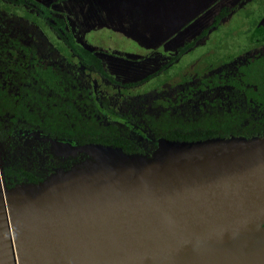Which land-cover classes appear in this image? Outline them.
<instances>
[{"label":"water","instance_id":"1","mask_svg":"<svg viewBox=\"0 0 264 264\" xmlns=\"http://www.w3.org/2000/svg\"><path fill=\"white\" fill-rule=\"evenodd\" d=\"M42 140L86 157L8 185L0 148V264H264V135Z\"/></svg>","mask_w":264,"mask_h":264},{"label":"trees","instance_id":"2","mask_svg":"<svg viewBox=\"0 0 264 264\" xmlns=\"http://www.w3.org/2000/svg\"><path fill=\"white\" fill-rule=\"evenodd\" d=\"M54 4L43 0H0V146L3 155L7 152L10 157L4 167L6 180L37 181L47 170L56 169L64 161L67 168L86 157L80 152L64 159L52 151L48 141L26 138L19 133L22 129L41 130L46 135L77 144L93 141L137 153L152 152L159 137L192 140L264 135V117L238 119L230 115L232 110L227 112V105L220 97L226 88L225 78H256V98H262L264 52L256 55V61L243 63L232 73L228 70L229 76L226 75L228 66L211 70L207 65H200L195 74L190 71L192 76L196 75L195 79L202 80L196 92L192 86L182 85L172 98L168 89L141 92L135 87L114 88L97 95L93 91L97 87L83 85L80 100L75 91L77 84L71 86L66 81L95 79L93 70L104 74V69L99 58L79 38L76 40L68 16L55 14ZM187 17H174L171 29ZM49 30L60 35L65 49L66 44L69 46L70 57L63 54L64 48L53 43ZM205 87L212 89V95ZM256 106L264 111V101L257 100ZM203 107L214 112L223 108L228 117L225 120L219 116L201 118L199 112ZM169 119H180L182 123L175 125L171 121L169 125ZM35 144L44 148L46 158L41 160L38 154L41 147L36 148ZM29 165L34 172L25 168Z\"/></svg>","mask_w":264,"mask_h":264},{"label":"rangeland","instance_id":"3","mask_svg":"<svg viewBox=\"0 0 264 264\" xmlns=\"http://www.w3.org/2000/svg\"><path fill=\"white\" fill-rule=\"evenodd\" d=\"M54 1L56 15H67L70 19L73 31L76 34H82L91 30L95 32L103 31L102 38L113 35L118 37L125 36L121 41L112 40L116 47L137 48L136 42L130 35L140 39L145 37H154V35L165 34L166 41H169L170 48L181 45L185 40H189L193 35L200 31H208L199 39L200 42H207L192 49L187 54L181 56L171 67L169 75L171 81L179 78L184 72L197 69L200 65L196 62V57L205 52L219 56L226 52L234 51L238 47H244L247 36L250 34L256 21L264 13V0H43V2ZM220 11L224 13L221 14ZM189 14H188V13ZM186 13L187 21L178 22L177 33L175 36L169 35L171 23L174 17ZM192 17L190 19V17ZM218 17V18H217ZM183 25V26H182ZM182 26V27H181ZM128 34L129 36L125 35ZM53 43L60 48L57 37L51 35ZM168 59L163 55L149 56L145 55L140 63L127 64L120 60H114L107 56L104 58L105 66L114 77L119 80H127L134 77L137 81L140 76L147 71L158 68ZM180 72V73H179ZM169 80V81H170ZM159 77H152L136 89L141 92L152 91L156 88ZM141 83V82H139ZM137 90V91H138ZM217 107V106H216ZM223 108L221 111H209L206 107L199 112L201 118H212L214 116L228 117ZM180 119L181 116L179 117ZM180 119H169L173 124L182 123ZM239 119V118H238ZM155 120V119H153ZM184 120V119H183ZM225 120V119H224ZM157 122L154 121V123ZM153 123V125H154ZM186 124H191L187 122Z\"/></svg>","mask_w":264,"mask_h":264},{"label":"flooded vegetation","instance_id":"4","mask_svg":"<svg viewBox=\"0 0 264 264\" xmlns=\"http://www.w3.org/2000/svg\"><path fill=\"white\" fill-rule=\"evenodd\" d=\"M223 13H224L223 11H220V14L218 15V17H220L221 14ZM185 15L187 14L183 13L178 16L180 17V16H185ZM263 16H264V13L261 14L259 19L256 21L250 34L247 36V41L244 47L242 46L238 47L234 51L226 52L224 54H220L219 56H214L212 55V53L205 52L202 55L200 54L196 57V62L199 63L198 65H201V66L207 65L211 67V70L215 68L219 69L224 66L225 67L228 66L226 75L229 76L230 75L229 71L232 73L234 70H237L239 67H241L243 63H248L249 61H256V55L264 52V39L262 40L256 39L257 27L262 22ZM191 18L192 17H190V19ZM171 30L172 31L169 33V35L175 36L174 38H176L175 40H177L178 39L177 33L179 32H174L177 30V27ZM95 31L96 30H91L92 36H90V34L88 35L89 31L83 33V35L76 34L74 31L72 32V34L75 36L77 41L79 38V40H81L80 42L84 46H87L93 55H96L97 58H99L101 65L104 69V74H100L97 69L93 70L94 76L96 77L95 79L93 78L89 80L86 78H82L81 80L71 79V80L66 81V83L71 86H75L74 83L77 84L75 91L78 92L80 100H82L83 98L80 94V90H82L83 85L85 86L88 85L91 88L97 87V89L96 90L94 89L93 91L96 92L97 95H103L104 91L106 90L110 91L114 88L115 89L116 88L131 89L133 87L137 88V86L142 84V82H145L148 79L156 76V77H159V81L156 85V88L162 89V90L168 89L171 93L170 98H172L177 93L176 91L179 86L190 85L193 87L192 89L193 92H196L197 85L202 81V80L195 79L196 75L192 76L195 69L184 72L183 75L179 76V78L177 79L174 78L172 81L170 80L171 76L166 78L165 75L170 74L169 71L171 67L181 56H183L184 54H187V52H190L192 49H195L196 47L203 45L204 43L207 42V39L205 40V42L203 41L204 43L200 42L199 39L205 35L208 36V31L206 32L200 31L197 34L193 35L191 39L185 40L183 44L178 45V46L176 45L175 47H172V48L168 46L169 41H166L165 34L154 35V37H145V38L142 37V39L140 40L138 37L134 35H130V37L135 40L137 48H132V47L127 48V46L126 47H116L117 45L114 44V42H112L113 39L121 41L123 37L125 36L118 37L115 35V31L112 30L113 35L109 36L107 40H104V39H101L103 35L102 34L103 31H99V32H95ZM51 35H54L55 37H57L58 42L61 41L60 43L63 44V47L65 46V42L62 41V38L60 37L59 34H57L53 30H49V37H51ZM125 35L129 36L128 34H125ZM66 46L67 47L66 49L64 48L65 50L63 51V54L66 55L67 57H70L71 55L69 54V52L71 51V49L69 48L67 44ZM145 55H149V56L151 55L154 57L159 56V55H163L166 57L167 55L168 59L166 60V62L161 64L158 68L152 71H147L144 75L140 76V79L138 80H141L139 81L141 83H139L137 79L134 77H129L127 80H124V81L119 80L120 78L112 76L110 71L105 66L104 58L107 56L111 57L114 60H120L122 62H125L127 64H136V63H140L141 59ZM73 59H74V56H73ZM74 67L78 68L77 65ZM207 70H210V68ZM190 71H193V73L191 74ZM147 75H151V76L149 78H145ZM188 75H190L193 78L191 77L185 78ZM182 77H184L185 79H183ZM224 80H225L224 81L225 84L223 85L226 88L223 92L224 94L220 97H221V101L225 102L227 105L226 107L227 112L229 110H232L231 112L229 111L230 115H235L238 118L249 119V120H256L257 117H262V118L264 117V111L261 108H257L258 106H256L257 100L264 101V95L261 96L262 98H259V99L256 98V78L254 79L225 78ZM218 87L219 86H217V88ZM207 89L210 90L211 95H212V89H209V88ZM122 91H125V90H122ZM250 92H252L253 95H248V93ZM94 101L97 103L99 101L98 97L95 96ZM19 133L24 134L26 138L35 139L38 141L39 140L43 141L42 137L46 135L41 130L27 131L25 129H22ZM35 146L36 148L41 147V150L38 153L41 157V160H42V157L46 158L43 155L44 148L39 144L38 145L35 144ZM2 157L4 159V164H3V172H4V167H7L10 157L7 152L6 153L4 152V155L2 152ZM61 157L64 159L66 158L63 156ZM63 163L58 164L57 168H60V167L65 168L64 165H67V163H65V161ZM25 168L28 171L34 172L31 165L25 166ZM51 171L53 170H47L46 173L42 176V178L45 177ZM7 181L8 183H10V184L7 183L8 185H12L13 183L17 182V181L8 180V179L6 180V182Z\"/></svg>","mask_w":264,"mask_h":264}]
</instances>
